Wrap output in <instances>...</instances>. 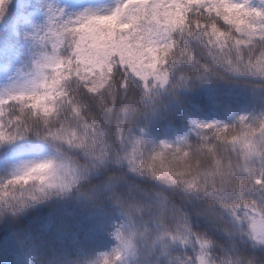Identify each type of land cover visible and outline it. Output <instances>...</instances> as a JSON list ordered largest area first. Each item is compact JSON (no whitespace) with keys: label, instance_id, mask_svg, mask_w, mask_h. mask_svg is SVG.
Wrapping results in <instances>:
<instances>
[{"label":"clouds","instance_id":"clouds-1","mask_svg":"<svg viewBox=\"0 0 264 264\" xmlns=\"http://www.w3.org/2000/svg\"><path fill=\"white\" fill-rule=\"evenodd\" d=\"M133 3L129 15L147 29L130 34L133 46L138 38L150 43L163 61L157 67L170 75L165 87L150 80V95L118 60L88 74L89 87L103 85L94 92L86 90L76 65L47 68L41 76L34 61L51 49L39 41L2 61L11 68L0 77V124L14 139L0 146L32 142L41 154L22 158L0 174V222L20 221L38 208L61 213L40 228L17 229L15 250L6 264H88L101 252L123 250L129 240L132 247L121 264H200L201 254L204 264H264V234H254L250 227L254 220L264 222V183L259 181L264 176V132L246 137L250 148H245L244 139L218 141L209 131L210 153L199 150L205 141L199 132L189 131L185 119L187 97L202 88L245 87L264 97V79L246 71L249 57L264 55V41L238 47L235 30L198 0H186L177 11L149 0ZM211 25L222 30V39ZM61 53L70 55L67 44ZM145 56L147 65L153 57ZM227 61L239 73H232ZM57 72L59 84L39 87L41 80L57 79ZM197 74L208 78L201 82ZM184 80L188 86L177 87ZM33 92H50L52 99L34 106ZM17 93L22 95L10 99ZM241 116L258 128L264 104L251 111L233 109L230 120L219 121L235 124L234 134H239L247 131L239 123ZM141 128L145 139H151L143 150L132 141ZM186 132L189 143L181 152H164L163 163L181 173L175 183L155 179L146 167L141 171L151 153L161 151L160 141L175 145ZM184 152L190 155L181 159ZM151 162L160 170V161ZM21 204L27 207L12 214L10 207ZM100 214L104 222L97 246L90 229ZM185 227L192 240L198 237L208 246L181 245L174 237L187 235ZM117 229L121 240L115 237Z\"/></svg>","mask_w":264,"mask_h":264},{"label":"snow or ice","instance_id":"snow-or-ice-1","mask_svg":"<svg viewBox=\"0 0 264 264\" xmlns=\"http://www.w3.org/2000/svg\"><path fill=\"white\" fill-rule=\"evenodd\" d=\"M149 2L159 4L161 8L177 11L185 5L186 0H149ZM198 2L207 7L209 13L217 15L219 19L235 30L237 34L235 42L238 47H250L257 39L264 41V0H259V4H254L251 0H198ZM10 3L11 0H0V19L7 15ZM134 7L133 0H114V5L106 11L84 9L75 16L71 14L66 16L63 9L54 8L51 4L46 5V23L31 33L25 32V37L32 42L31 47H35L37 41H39L42 47L51 49L50 52L44 51L40 59L34 61V67L43 76L44 69L52 67L56 69L62 67L72 68L73 65H76L75 71L82 83L85 84L86 90L94 92L97 88L102 89L103 85L96 82L89 87L88 74L95 69L111 66L113 60H118L119 65L124 67L125 73L130 71L132 77L143 85L146 96L150 95L151 89L148 87L150 80L158 82L160 87H165L170 75L167 72H161L157 67V64L163 61L157 57L156 52L151 50L150 43L138 38L134 42L135 47L133 46L130 34L141 29L147 32L145 25L137 17L129 15ZM157 19H159L158 16ZM209 27L215 32L218 39L223 38L222 30H217L215 25ZM66 44L70 48V55L68 56L61 53ZM145 53L153 57L147 65L143 64V61L147 59ZM240 60L243 62L244 57H240ZM227 63L232 73H239V68L231 65V61H227ZM10 68L11 65L8 64L2 70L7 72ZM145 68L150 70L146 71ZM246 71L249 75L264 79V55L255 54L254 58L249 57L246 61ZM59 76L60 74L57 72V79L41 80L39 87L52 88L60 83ZM195 78L203 82L208 77L207 74H197ZM180 86L187 87L188 81L184 80L182 85H177V87ZM18 95L22 94H13L10 99H16ZM31 96L34 97L32 101L34 106L43 104L45 99H52L50 92H33ZM41 110L44 111V109ZM47 110L51 111V108L49 107ZM125 116H127V113H125ZM245 120L246 118L243 116L239 118L242 128L247 129V131H241L239 134H234L235 124L226 125L219 120L205 122L189 118L188 123L191 126L189 131L199 132L201 140L205 141L199 145V150H206L211 153L214 151V146L206 143L209 140L206 133L209 131L214 132L218 141L227 138L231 142L240 143L244 139V147L250 148V143L246 140V137L264 132V121H260L259 127L256 128L245 124ZM140 133V135L134 136L132 141L137 148L143 150L144 146L151 142V139H145L147 135L145 129L141 128ZM13 139L14 137L9 135L4 126L0 124V143L11 142ZM188 143L189 134L187 132L182 136H177L175 145H170L163 140L160 141L161 151L151 153L150 162L146 165H140L141 171H144L146 167L148 173L155 179L175 183V178L180 176L181 173L172 171L163 163L164 152L170 148H173L175 152H181V146ZM189 155V152H184L180 158L184 159ZM151 161H160V170H155ZM259 181L264 183V176L260 177ZM41 198H46V194H42ZM33 202H37L35 198H33ZM24 207H27V205L21 204L18 207H10V211L12 214H16ZM103 222V215L100 214L96 224L90 229V238L97 246L101 243L98 230H102ZM250 227L254 234H264V222L254 220ZM185 232L187 235L183 238L179 235L174 237L181 245L187 244L201 250L208 246L207 242H200L198 237L192 240L188 227H185ZM115 237L117 240L122 239L120 229L115 232ZM17 239L18 237L15 236V244ZM131 247L132 242L129 240L124 243L123 250L115 248L110 253L101 252L98 259L88 262V264H121ZM199 259L200 264H204L202 254ZM68 264H72V262H68Z\"/></svg>","mask_w":264,"mask_h":264},{"label":"trees","instance_id":"trees-1","mask_svg":"<svg viewBox=\"0 0 264 264\" xmlns=\"http://www.w3.org/2000/svg\"><path fill=\"white\" fill-rule=\"evenodd\" d=\"M30 0H11L7 15L0 19V67L6 64L2 61L5 58H12L21 49H27L30 46V40L25 37V32L21 26L20 16L29 10ZM222 89H233L241 91L247 98L243 99L245 103L244 109L236 108L238 105L234 103L228 111L219 108L222 114V120L231 119L232 110L250 111V108L259 109L264 104V97L259 93L252 94L245 87H233L231 85H220L218 88H202L191 93L186 100L189 114L185 117L188 121L192 112L205 114L208 110L214 109L219 105L214 92ZM21 148L38 149L32 142H14L0 146V160L7 161L8 158ZM60 211L53 212L48 208H38L34 212L29 213L22 220L17 222H0V264H6L15 250L14 237L17 229H37L44 225L45 220L54 221L60 216ZM105 250L108 245H103Z\"/></svg>","mask_w":264,"mask_h":264},{"label":"rangeland","instance_id":"rangeland-1","mask_svg":"<svg viewBox=\"0 0 264 264\" xmlns=\"http://www.w3.org/2000/svg\"><path fill=\"white\" fill-rule=\"evenodd\" d=\"M254 4H259V0H251ZM51 4L54 8L63 9L65 15L75 14L83 11L84 9L100 10L101 12L108 10L114 5V0H30L29 10L27 13L20 16V23L24 32L31 33L46 23V5ZM39 5V6H38ZM0 67V77L3 76L4 71ZM216 99L219 102L216 108L208 110L205 114L192 112L189 116L191 119L203 120L205 122L212 120H221L222 114L219 108L228 111L230 107L237 103L236 108H246L243 99L247 96L241 91L233 89H222L214 92ZM254 110L250 108V111ZM174 134V133H171ZM41 154L39 148L32 150L31 148H21L12 154L7 161L0 160V174H3L10 168L16 161Z\"/></svg>","mask_w":264,"mask_h":264}]
</instances>
